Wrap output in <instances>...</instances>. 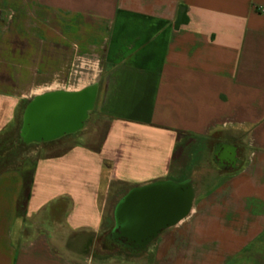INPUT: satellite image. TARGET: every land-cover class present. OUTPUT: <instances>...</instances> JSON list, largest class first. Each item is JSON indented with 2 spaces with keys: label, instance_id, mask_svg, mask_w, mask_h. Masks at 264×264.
<instances>
[{
  "label": "crops",
  "instance_id": "1",
  "mask_svg": "<svg viewBox=\"0 0 264 264\" xmlns=\"http://www.w3.org/2000/svg\"><path fill=\"white\" fill-rule=\"evenodd\" d=\"M87 64L89 83L103 79L104 132L66 136L62 154L0 173V264H97L67 238L112 229L131 188L187 177L192 211L145 264H264V0H0V133ZM183 134L210 158L209 140L230 134L244 154L210 172L198 146L175 164Z\"/></svg>",
  "mask_w": 264,
  "mask_h": 264
},
{
  "label": "water",
  "instance_id": "2",
  "mask_svg": "<svg viewBox=\"0 0 264 264\" xmlns=\"http://www.w3.org/2000/svg\"><path fill=\"white\" fill-rule=\"evenodd\" d=\"M98 80L75 89L57 88L34 95L23 112L21 136L26 143H43L82 130L95 108ZM233 153L235 148L232 149ZM196 191L192 177L158 180L133 187L115 205L110 235L128 239L119 248L143 252L158 235L183 219L193 208ZM116 230H119L117 232Z\"/></svg>",
  "mask_w": 264,
  "mask_h": 264
},
{
  "label": "trees",
  "instance_id": "3",
  "mask_svg": "<svg viewBox=\"0 0 264 264\" xmlns=\"http://www.w3.org/2000/svg\"><path fill=\"white\" fill-rule=\"evenodd\" d=\"M32 99L33 97L25 102L23 112L27 104H29V102ZM22 122L23 121H21L20 125L11 126L7 128L5 131H3L2 133H0V173L6 170H12V169L20 170L22 166L25 164V161L22 160L21 157L23 155H26L30 149L43 148L46 145H50L49 146L50 149H53L54 146H57L64 142L62 138L72 135V134L71 135L69 134L59 139L52 140L50 142L26 143L21 136ZM213 138L214 139L209 140V145L211 148L216 142L219 141L217 140V136H214ZM223 139L229 140L232 143L239 142V139L237 137L230 135V134H224ZM66 149L67 147H65L59 152L49 153L47 154V156L60 155ZM176 159L178 158L175 157V160ZM31 175H32V171L24 172L25 188H24L23 196L19 203L20 211L24 210L22 207L29 196V189L31 186ZM62 212H63V209L54 208V210H52V214L56 216H60ZM110 231L111 229L104 231L102 233L82 231V232L72 234L67 238L66 246L68 247V249L72 251H78V252L90 255L93 258V260L96 261L97 264H102L103 262L108 261L113 256V254L111 253L115 251H116L115 252L116 255H124L129 258L140 257L146 253L147 249H145L141 253H132L127 250L121 249L116 245H112L111 243L107 241V238L110 235ZM85 235L87 238L85 237L84 239L83 236ZM103 252H108L109 254H103Z\"/></svg>",
  "mask_w": 264,
  "mask_h": 264
},
{
  "label": "rangeland",
  "instance_id": "4",
  "mask_svg": "<svg viewBox=\"0 0 264 264\" xmlns=\"http://www.w3.org/2000/svg\"><path fill=\"white\" fill-rule=\"evenodd\" d=\"M72 63H75L76 66L78 65L79 61H74ZM73 66V68H75V70L77 69V67ZM87 70L83 72H85L84 74L80 75H76L74 73V75H71L70 78H66L64 80H56L55 84L56 85V89L57 88H68V89H75V88H79L82 87L83 85L91 82L94 80V78L96 77L95 75H97V68L94 64H87ZM45 91V90H44ZM34 97V96H33ZM21 117L17 119V122L14 126H18L21 123ZM106 117L104 116V114H101L98 112L97 108H95L92 113L90 114L84 128L82 130H80L79 132H77L76 136H74L71 140L72 143L74 140H77L79 136H82L85 140L88 141H93V140H98L100 139V137L102 136L105 126H106ZM205 141H201L197 138H193L191 135L189 134H183L181 135V140H180V146L178 149V153L177 156L179 157L175 162V164L181 162L182 164H185V162L188 160V157H185L184 155L187 153L189 154L190 151L193 148H197L198 146H201V149L203 147V149L205 148V150L202 152H200V156L199 158L196 160L197 163L199 164V167H203L206 169L208 168V170L213 171V170H217L214 169L211 165V158L209 157V148H207ZM68 144V142L65 143V145L59 144L57 146H54L53 149H50V145H46L43 148H38V149H30L28 151V153L26 155H23L21 158L22 160L25 161V164L27 166H32L33 163L35 162V160L39 157V156H43V155H47L49 153H56L61 151L62 149L65 148V146ZM207 148V149H206ZM110 204H109V208L110 209ZM60 235H63L65 238H67V233L64 231V228L59 225V232ZM86 235L83 236V238L85 239ZM87 238V237H86ZM116 252V251H115ZM115 252H112L111 254H113V256L106 262H103L102 264H145L147 259L149 258V255H145L144 257H136V258H129L126 257L124 255H116ZM103 254H109L108 252H103ZM149 254V253H148ZM94 262H96L94 260Z\"/></svg>",
  "mask_w": 264,
  "mask_h": 264
},
{
  "label": "flooded vegetation",
  "instance_id": "5",
  "mask_svg": "<svg viewBox=\"0 0 264 264\" xmlns=\"http://www.w3.org/2000/svg\"><path fill=\"white\" fill-rule=\"evenodd\" d=\"M98 84H99V87H101V85L103 84V79L102 78L98 80ZM97 102H98V97H97L95 108L97 106ZM76 133H73V134H76ZM233 147L236 148V156L237 157L238 156H240V157L243 156L244 151L242 149H240L239 147L233 146V143L230 142L229 140H226V139L224 140L223 139V140H219L218 142H216L213 145L212 152H211V159H212L211 164H212V167L216 168V169H220V168L228 169V168H231L237 162V158L234 157V153L232 151ZM116 231L119 232V230H116ZM155 240H153L151 243H153ZM107 241L109 243H111L112 245H116L118 247L122 246V247L128 248L129 246H132V242H130L128 239H126L124 237H121V236H117L115 234L109 236L107 238ZM150 244L148 245V247L150 246Z\"/></svg>",
  "mask_w": 264,
  "mask_h": 264
},
{
  "label": "bare ground",
  "instance_id": "6",
  "mask_svg": "<svg viewBox=\"0 0 264 264\" xmlns=\"http://www.w3.org/2000/svg\"><path fill=\"white\" fill-rule=\"evenodd\" d=\"M96 82V81H95Z\"/></svg>",
  "mask_w": 264,
  "mask_h": 264
}]
</instances>
